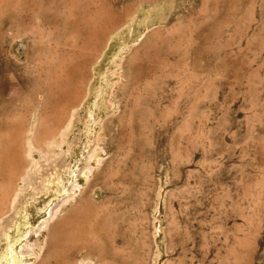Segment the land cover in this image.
I'll return each mask as SVG.
<instances>
[{
    "label": "rangeland",
    "instance_id": "1",
    "mask_svg": "<svg viewBox=\"0 0 264 264\" xmlns=\"http://www.w3.org/2000/svg\"><path fill=\"white\" fill-rule=\"evenodd\" d=\"M8 208L0 264H264V0H0Z\"/></svg>",
    "mask_w": 264,
    "mask_h": 264
},
{
    "label": "bare ground",
    "instance_id": "2",
    "mask_svg": "<svg viewBox=\"0 0 264 264\" xmlns=\"http://www.w3.org/2000/svg\"><path fill=\"white\" fill-rule=\"evenodd\" d=\"M118 75V74H117ZM82 86V85H81ZM36 88V87H35ZM71 93V92H70ZM73 93V92H72ZM82 93V92H81ZM74 94H75V92H74ZM74 94H72L73 95V97H72V100H73V98H74ZM78 93H76V95H77ZM65 95V94H64ZM83 97V96H82ZM66 98V97H65ZM78 98H80L79 96H78ZM67 100V99H66ZM79 100V99H78ZM77 100V101H78ZM64 101V100H63ZM80 101V100H79ZM72 103L73 102H76V100H74V101H71ZM70 103V102H69ZM81 103V102H80ZM78 104H79V102H78ZM68 105V104H67ZM74 106H76V103L75 104H73ZM73 106V107H74ZM64 113V112H63ZM58 121V120H57ZM65 123V122H64ZM66 125H67V123H66ZM65 125V126H66ZM64 126V127H65ZM53 132V131H52ZM37 134V133H36ZM55 134V133H54ZM52 136H54L53 134H52ZM51 136V137H52ZM38 137V136H37ZM47 137V136H46ZM48 138H50V137H48ZM48 138H46L44 141H48L49 139ZM39 139V138H38ZM42 139H43V137H42ZM41 139V140H42ZM33 140V139H32ZM40 141V140H39ZM50 141V140H49ZM41 142V141H40ZM40 142H38V140L37 141H31L29 138H26V139H24V142H22V145L23 146H20V147H23V154H24V156L26 157V161H22V159L20 158V157H18L17 158V160H16V163H17V166H18V168L20 169V171H19V173H18V180L19 181H21L22 179H23V177L25 176V174H26V171L28 170V168H29V166L31 165V162L29 161V160H27V155L28 154H30V151H31V148L32 147H39L40 145H41V143ZM20 145V144H19ZM17 147V146H16ZM18 148H19V146H18ZM17 148V149H18ZM45 166H47V165H49V161L47 160V161H45ZM56 172L58 173V171L56 170ZM60 173V172H59ZM57 174L56 176H54V177H56L55 179H57V178H59L58 176H60V174ZM27 176V175H26ZM29 178H27V180H28ZM54 179V180H55ZM20 182H18V184H19ZM18 188L19 187H17L16 188V190H15V192L18 190ZM40 188V187H39ZM53 188V187H52ZM55 188V187H54ZM53 188V189H54ZM15 192H14V194H15ZM14 196V195H13ZM10 205H11V203H10ZM10 207V206H9ZM10 209L11 208H8V210H5V211H1V213H0V218L2 217V216H4V215H6L7 213H9L10 212ZM59 219H56L51 225H50V229L52 228V226H54L56 223H57V221H58ZM41 227V226H40ZM37 231V230H36ZM40 231V230H39ZM28 245V244H27ZM75 264H77V263H75Z\"/></svg>",
    "mask_w": 264,
    "mask_h": 264
}]
</instances>
